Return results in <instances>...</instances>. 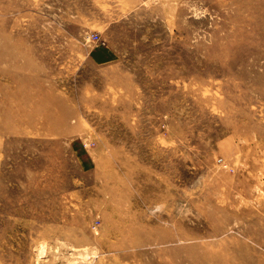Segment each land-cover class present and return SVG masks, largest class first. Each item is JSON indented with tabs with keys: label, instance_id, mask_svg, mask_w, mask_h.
<instances>
[{
	"label": "rangeland",
	"instance_id": "rangeland-1",
	"mask_svg": "<svg viewBox=\"0 0 264 264\" xmlns=\"http://www.w3.org/2000/svg\"><path fill=\"white\" fill-rule=\"evenodd\" d=\"M0 264H264V0H0Z\"/></svg>",
	"mask_w": 264,
	"mask_h": 264
}]
</instances>
